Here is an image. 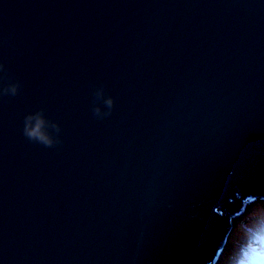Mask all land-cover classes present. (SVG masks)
I'll return each mask as SVG.
<instances>
[{"label":"water","instance_id":"95a60500","mask_svg":"<svg viewBox=\"0 0 264 264\" xmlns=\"http://www.w3.org/2000/svg\"><path fill=\"white\" fill-rule=\"evenodd\" d=\"M0 64V264H215L264 199V0H0Z\"/></svg>","mask_w":264,"mask_h":264},{"label":"rangeland","instance_id":"374dc122","mask_svg":"<svg viewBox=\"0 0 264 264\" xmlns=\"http://www.w3.org/2000/svg\"><path fill=\"white\" fill-rule=\"evenodd\" d=\"M244 207V215L235 217L236 225L229 239L228 251L226 248L220 264H238L235 260L244 264H264V200H253ZM247 230L252 235L246 234Z\"/></svg>","mask_w":264,"mask_h":264},{"label":"clouds","instance_id":"9594fccd","mask_svg":"<svg viewBox=\"0 0 264 264\" xmlns=\"http://www.w3.org/2000/svg\"><path fill=\"white\" fill-rule=\"evenodd\" d=\"M3 71L4 65L0 64V72ZM19 91L18 84H11L3 89V94L16 96ZM114 106V99L106 94L104 87H97L94 92V115L98 119L106 118L112 114ZM61 132L62 128L59 123L49 119L43 110L30 113L24 118L23 134L35 143L53 147L61 142Z\"/></svg>","mask_w":264,"mask_h":264},{"label":"trees","instance_id":"16d2710c","mask_svg":"<svg viewBox=\"0 0 264 264\" xmlns=\"http://www.w3.org/2000/svg\"><path fill=\"white\" fill-rule=\"evenodd\" d=\"M246 234H248V235H252L251 233H249L248 230H247ZM262 234H264V227L262 228ZM227 251H228V250H227ZM219 264H220V262H219Z\"/></svg>","mask_w":264,"mask_h":264},{"label":"bare ground","instance_id":"6f19581e","mask_svg":"<svg viewBox=\"0 0 264 264\" xmlns=\"http://www.w3.org/2000/svg\"><path fill=\"white\" fill-rule=\"evenodd\" d=\"M259 201V200H258ZM236 225V224H235ZM262 235V234H261ZM235 263H238V264H244V263H242V261H240V262H237V260H235L234 261ZM258 264H261L260 262L258 263Z\"/></svg>","mask_w":264,"mask_h":264}]
</instances>
